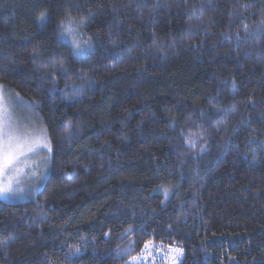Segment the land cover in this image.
I'll return each instance as SVG.
<instances>
[{"label": "trees", "instance_id": "obj_1", "mask_svg": "<svg viewBox=\"0 0 264 264\" xmlns=\"http://www.w3.org/2000/svg\"><path fill=\"white\" fill-rule=\"evenodd\" d=\"M262 22L264 0H0V86L52 148L36 196L0 198V264H264Z\"/></svg>", "mask_w": 264, "mask_h": 264}, {"label": "snow or ice", "instance_id": "obj_2", "mask_svg": "<svg viewBox=\"0 0 264 264\" xmlns=\"http://www.w3.org/2000/svg\"><path fill=\"white\" fill-rule=\"evenodd\" d=\"M41 19H46V16L42 15ZM87 23L86 18L74 16L70 9H66L63 19L57 25L60 37L70 40L74 56L80 57L84 54L83 45L91 47V37L83 40V45L81 39L78 38L83 36V29ZM245 30H247V26H245ZM58 63L63 68V60ZM54 80L55 77H53ZM11 119V113L4 98L3 86H0V195L5 196L25 194L22 187L15 188L13 186V177L8 175L10 170H14L15 175H19L23 171L22 168L16 167L22 157L35 152L38 148L46 149L49 153L52 151L46 129H41L39 135L27 131L22 132L19 127L11 123ZM70 134L71 126L68 130V135ZM32 175L39 178L35 171ZM79 252L80 249L76 248L73 254Z\"/></svg>", "mask_w": 264, "mask_h": 264}, {"label": "rangeland", "instance_id": "obj_3", "mask_svg": "<svg viewBox=\"0 0 264 264\" xmlns=\"http://www.w3.org/2000/svg\"><path fill=\"white\" fill-rule=\"evenodd\" d=\"M3 89L4 98L12 117L11 123L19 127L22 132L27 131L39 135L41 129L45 128L41 123L35 106L7 87H3ZM50 159L51 153L43 148H38L35 152L28 153L25 157H22L16 167L22 168L23 171L19 175H15L14 170H10L8 175L13 177V186L15 188L22 187L25 194L0 195V198L15 202L24 201L36 196L44 186ZM33 171L38 173L39 178L32 175Z\"/></svg>", "mask_w": 264, "mask_h": 264}, {"label": "built area", "instance_id": "obj_4", "mask_svg": "<svg viewBox=\"0 0 264 264\" xmlns=\"http://www.w3.org/2000/svg\"><path fill=\"white\" fill-rule=\"evenodd\" d=\"M183 253L172 245H148L136 259L135 264H180Z\"/></svg>", "mask_w": 264, "mask_h": 264}]
</instances>
